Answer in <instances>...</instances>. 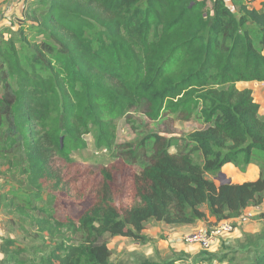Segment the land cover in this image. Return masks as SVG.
Returning a JSON list of instances; mask_svg holds the SVG:
<instances>
[{
  "label": "trees",
  "instance_id": "obj_1",
  "mask_svg": "<svg viewBox=\"0 0 264 264\" xmlns=\"http://www.w3.org/2000/svg\"><path fill=\"white\" fill-rule=\"evenodd\" d=\"M229 1L235 11L225 0H34L17 30L0 33V210L42 241L1 240L0 264H114L105 236L144 244L148 222L218 224L264 202V116L252 91L236 87L264 83V1ZM141 100L152 121L198 120L186 138L193 151L171 154L158 137L151 163L125 180L128 204L117 201L125 185L112 188L102 169L92 205L56 219L54 203L73 198L77 182L58 163L86 148L92 128L97 148H111L116 121ZM226 164L242 173L254 164L259 178L217 185ZM244 238L217 261L240 252L264 264V231Z\"/></svg>",
  "mask_w": 264,
  "mask_h": 264
},
{
  "label": "rangeland",
  "instance_id": "obj_2",
  "mask_svg": "<svg viewBox=\"0 0 264 264\" xmlns=\"http://www.w3.org/2000/svg\"><path fill=\"white\" fill-rule=\"evenodd\" d=\"M225 2L232 11H235L229 0H225ZM26 7V5L23 6V9ZM23 23L24 19L21 25ZM236 87L239 90L252 91L254 101L259 104V114L264 116V83H238ZM148 107V102L141 100L125 116L116 121V141L111 148H106L107 152L97 156L94 154L100 149L97 148L95 141L97 132L92 128L90 133L85 136L86 148L71 154L72 162L70 164L58 163L60 174L64 175L66 179L75 180L76 178L77 182L70 187L73 198L62 197L54 203L56 219L63 220L66 215L76 219L92 205L94 193L91 190L100 184L102 169L109 170L114 177V182L111 183L112 188L115 186L118 190L120 186L125 185L123 191L126 193L124 196H119L117 201L119 204L123 203L121 206L128 204L133 192L125 180L130 176L128 174L139 173L151 163L156 153L158 137L166 142V148L171 154H176L179 151L183 153L193 151L194 146L188 143L186 138L201 127L198 120L192 118L186 121L180 116L166 115L159 121H152L147 117ZM195 156L197 157L198 154L195 153ZM116 166L118 168L115 170ZM222 175L224 176L223 180L229 182V179L224 174ZM217 178L214 181L219 185L220 182ZM256 211L257 208H254L253 211L243 212L241 218L244 221L239 220L241 222L239 224L232 222L233 231L215 238L213 246L209 249L184 242L185 236L201 229H196L193 226L173 227L154 221L148 222L145 226L143 234L150 238V241L144 244L129 238L105 236L111 251V262L114 264H143L144 262L161 264L175 260L177 264H247L249 260L247 261L246 256L240 252L236 253L235 260L232 262L228 261V257L226 261L219 263L216 257L220 256V252L225 251L224 246L237 247L240 243H246L245 236H253L256 239L262 234L264 211L257 215L254 214ZM247 226L258 231L256 233L243 232ZM237 230H240L239 232L242 234L241 237L235 238L233 234ZM3 239H13L25 246L42 244L41 239L34 237V227L29 222L20 219L18 215L8 216L3 210H0V243ZM83 239L81 232L72 236V242L75 244L80 243ZM254 241L252 242L253 249L257 246L253 244ZM230 254L228 253V255ZM210 255L214 256L213 260L209 259ZM26 257L28 259L31 254ZM2 258L0 254V260Z\"/></svg>",
  "mask_w": 264,
  "mask_h": 264
},
{
  "label": "crops",
  "instance_id": "obj_3",
  "mask_svg": "<svg viewBox=\"0 0 264 264\" xmlns=\"http://www.w3.org/2000/svg\"><path fill=\"white\" fill-rule=\"evenodd\" d=\"M34 0H0V33H3L4 36H7L6 31L17 30L22 20L24 19V12H26V8L23 9V6H28ZM249 6L259 9L261 7V2L264 0H247ZM24 10V11H23ZM21 21V22H20ZM221 174H224L227 179H229V183L232 184H242L245 182L256 181L259 178L260 170L259 168L251 164L247 167L244 173L240 172L237 168H235L232 164H226L221 169ZM216 183V182H215ZM220 185V184H219ZM254 208H257V211L254 214H260L264 211V202L258 207H248L245 211H253ZM253 213V212H252ZM243 216V214L241 215ZM228 222L241 223L239 219L229 220ZM216 224V221L208 216L207 222H198L195 225H191L196 229H208ZM237 230L236 233L233 234L236 237H239L241 234ZM258 230L253 229L252 227H246L243 232L248 233H256ZM190 232V231H189ZM241 237V236H240Z\"/></svg>",
  "mask_w": 264,
  "mask_h": 264
},
{
  "label": "built area",
  "instance_id": "obj_4",
  "mask_svg": "<svg viewBox=\"0 0 264 264\" xmlns=\"http://www.w3.org/2000/svg\"><path fill=\"white\" fill-rule=\"evenodd\" d=\"M107 152L106 149H100L95 151L94 154L97 156L101 153ZM241 221H244L241 217L238 218ZM232 222L222 221L209 230H199L195 233L189 234L184 237V242L191 245H199L204 249H209L213 246L215 238L221 237L225 234H229L233 231Z\"/></svg>",
  "mask_w": 264,
  "mask_h": 264
},
{
  "label": "water",
  "instance_id": "obj_5",
  "mask_svg": "<svg viewBox=\"0 0 264 264\" xmlns=\"http://www.w3.org/2000/svg\"><path fill=\"white\" fill-rule=\"evenodd\" d=\"M223 178H224V176L220 173L218 175V178H217V180H219V182H220V185H222V184H228L229 182L227 180H223Z\"/></svg>",
  "mask_w": 264,
  "mask_h": 264
}]
</instances>
